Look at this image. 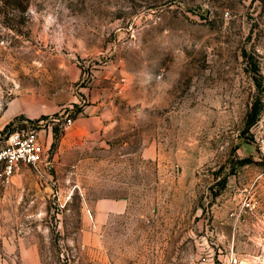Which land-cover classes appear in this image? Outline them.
<instances>
[{"label":"rangeland","instance_id":"rangeland-1","mask_svg":"<svg viewBox=\"0 0 264 264\" xmlns=\"http://www.w3.org/2000/svg\"><path fill=\"white\" fill-rule=\"evenodd\" d=\"M28 127L0 264H264V0H0V145Z\"/></svg>","mask_w":264,"mask_h":264},{"label":"built area","instance_id":"built-area-1","mask_svg":"<svg viewBox=\"0 0 264 264\" xmlns=\"http://www.w3.org/2000/svg\"><path fill=\"white\" fill-rule=\"evenodd\" d=\"M72 122V118H67L66 124ZM43 155L44 146L38 133L30 127L8 132L3 144L0 145V163L8 175L15 173L21 164L30 165L40 171ZM222 264H242V261L238 253L232 249L224 255Z\"/></svg>","mask_w":264,"mask_h":264},{"label":"trees","instance_id":"trees-1","mask_svg":"<svg viewBox=\"0 0 264 264\" xmlns=\"http://www.w3.org/2000/svg\"><path fill=\"white\" fill-rule=\"evenodd\" d=\"M258 111L259 110H256V111H254L253 109L248 113V116H247V123H248V125H253L256 121H257V119H258ZM24 116H22V117H16L15 118V120L14 121H12L10 124H8L6 127L8 128V127H10L15 121H17L18 119H21V118H23Z\"/></svg>","mask_w":264,"mask_h":264},{"label":"crops","instance_id":"crops-1","mask_svg":"<svg viewBox=\"0 0 264 264\" xmlns=\"http://www.w3.org/2000/svg\"><path fill=\"white\" fill-rule=\"evenodd\" d=\"M29 117H31V116H29ZM101 207L102 208H107V209H110V210H115L116 209L115 204H112V203H107V204L103 203V204H101Z\"/></svg>","mask_w":264,"mask_h":264}]
</instances>
